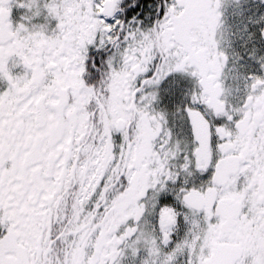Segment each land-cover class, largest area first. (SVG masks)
I'll use <instances>...</instances> for the list:
<instances>
[{
    "label": "snow or ice",
    "instance_id": "6c2138e0",
    "mask_svg": "<svg viewBox=\"0 0 264 264\" xmlns=\"http://www.w3.org/2000/svg\"><path fill=\"white\" fill-rule=\"evenodd\" d=\"M0 264H264V0H0Z\"/></svg>",
    "mask_w": 264,
    "mask_h": 264
}]
</instances>
